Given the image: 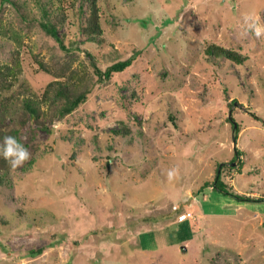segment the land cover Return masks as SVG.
I'll return each instance as SVG.
<instances>
[{"label": "rangeland", "instance_id": "1", "mask_svg": "<svg viewBox=\"0 0 264 264\" xmlns=\"http://www.w3.org/2000/svg\"><path fill=\"white\" fill-rule=\"evenodd\" d=\"M17 1L22 10L0 0V64L17 50L24 59L4 92L17 109L5 123L34 134L29 160L0 182V264H264V36L245 20L264 24V0H101L103 44L71 9L59 28L67 44L83 41L104 66L140 52L53 132L24 124L22 106L50 79L31 51L58 42L39 25V0ZM210 42L249 58L211 56ZM121 121L128 135L114 131ZM235 149L241 172L224 179L254 198L198 191Z\"/></svg>", "mask_w": 264, "mask_h": 264}, {"label": "trees", "instance_id": "2", "mask_svg": "<svg viewBox=\"0 0 264 264\" xmlns=\"http://www.w3.org/2000/svg\"><path fill=\"white\" fill-rule=\"evenodd\" d=\"M39 2L42 11L39 25L46 34L58 42V47L49 55L31 51V56L37 64L35 72L41 71L48 74L50 79L42 88L34 89L33 92L24 97L22 107L26 116L23 118V123L25 124L29 118L47 131L53 132L54 127L51 124L56 119H62L75 112L88 100L89 95L97 84L110 81L118 73L129 69L137 59L140 51L135 50L130 56L116 59L104 66L102 59L94 51L85 47L83 41L74 39L67 44L65 42L66 33L59 32L60 27L68 26L73 22L70 13L72 9L81 17L79 24L82 32L86 35V39L97 44L105 43L101 0H39ZM13 3L19 10H22V6L17 0H13ZM78 3L79 6H77ZM85 12L87 13L86 15L84 14ZM206 52L214 57L227 58L237 64H243L249 58L247 54L241 52L238 48L216 42H210L206 47ZM19 54L20 51L17 50L11 63L0 64V142L3 141L5 135H14L29 149L34 132L32 131L33 133L28 139H24L21 136L19 127L11 128L9 132L5 123L8 116L17 112L16 108L10 107V97L6 96L4 92L11 88L13 85L12 78H17V73L23 65L24 59L20 58ZM234 101L233 99L229 106H232ZM170 117L172 120L175 118L173 114H170ZM228 120L232 121L229 116ZM173 122L176 125V122ZM233 127L234 121H232ZM241 130V124L238 122L235 127L236 137L239 136ZM114 131L123 135H128L131 132L124 121H121V127ZM234 152L230 164L223 163V160L217 161L214 180H206L198 191H203L204 188L211 186L214 190L222 192L224 195L235 196L240 200L254 198L235 190L233 185L224 179L225 171L230 173L232 170L237 169L241 172V166H235L233 161L242 151L240 149L236 151L235 149ZM31 161L32 159H30ZM221 163L223 165L219 172ZM10 170L11 168L7 161L0 157L1 183H5L4 179ZM256 199L258 200V198ZM38 252L41 253V249Z\"/></svg>", "mask_w": 264, "mask_h": 264}, {"label": "clouds", "instance_id": "3", "mask_svg": "<svg viewBox=\"0 0 264 264\" xmlns=\"http://www.w3.org/2000/svg\"><path fill=\"white\" fill-rule=\"evenodd\" d=\"M246 31H251L256 37L264 36V24L255 17L246 15ZM0 157H3L11 169H16L30 157V152L25 145L14 135H5L0 142ZM171 174V171L170 173Z\"/></svg>", "mask_w": 264, "mask_h": 264}, {"label": "water", "instance_id": "4", "mask_svg": "<svg viewBox=\"0 0 264 264\" xmlns=\"http://www.w3.org/2000/svg\"><path fill=\"white\" fill-rule=\"evenodd\" d=\"M230 118L232 119V121H234L233 117H232V111H230ZM234 124H235V127H236L237 126V122L234 121ZM233 137H234V146L236 147L237 137L235 136V133H234ZM236 151H237V149H236ZM233 164L235 165L236 162H233ZM222 165H223V163H221V165H220L219 172L221 170Z\"/></svg>", "mask_w": 264, "mask_h": 264}]
</instances>
